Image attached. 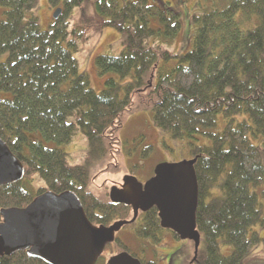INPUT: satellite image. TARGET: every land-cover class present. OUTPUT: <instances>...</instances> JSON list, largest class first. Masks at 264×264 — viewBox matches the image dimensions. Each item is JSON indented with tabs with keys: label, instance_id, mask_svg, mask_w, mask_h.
Segmentation results:
<instances>
[{
	"label": "trees",
	"instance_id": "obj_1",
	"mask_svg": "<svg viewBox=\"0 0 264 264\" xmlns=\"http://www.w3.org/2000/svg\"><path fill=\"white\" fill-rule=\"evenodd\" d=\"M38 1L0 0V93L10 94L0 97V138L25 168L22 181L0 188V211L71 191L95 226L131 220L132 207L91 191L92 170L112 158L127 115L151 112L154 125L186 140L196 158L200 264H244L253 246L264 247L253 231L264 227V164L250 138L264 139V0H201L192 48L180 53L168 47L180 15L162 0H97L91 17V0H48L62 12L47 31L33 13ZM105 29L123 35V50L96 58L100 73L118 75L97 92L74 52ZM77 133L88 143L84 164L71 163L63 148ZM36 175L45 184L38 190ZM128 226L141 239L160 241L164 232L156 207ZM108 252L131 254L119 237ZM0 264L46 263L19 251ZM97 264H107L104 255Z\"/></svg>",
	"mask_w": 264,
	"mask_h": 264
},
{
	"label": "water",
	"instance_id": "obj_2",
	"mask_svg": "<svg viewBox=\"0 0 264 264\" xmlns=\"http://www.w3.org/2000/svg\"><path fill=\"white\" fill-rule=\"evenodd\" d=\"M62 10L54 13L57 19ZM196 158L178 163H161L145 184L126 176L121 188L110 192V202L132 207L131 221L109 227L95 226L88 219L79 197L66 191L46 192L26 208L0 211V257L27 251L46 264H97L106 247L116 241L117 232L134 223L140 215L156 207L161 227L171 230L180 240L195 244L197 258L201 235L197 229L199 184ZM23 163L0 138V188L24 179ZM195 258V259H196ZM129 253L111 257L108 264H142Z\"/></svg>",
	"mask_w": 264,
	"mask_h": 264
},
{
	"label": "rangeland",
	"instance_id": "obj_3",
	"mask_svg": "<svg viewBox=\"0 0 264 264\" xmlns=\"http://www.w3.org/2000/svg\"><path fill=\"white\" fill-rule=\"evenodd\" d=\"M91 0L86 6L85 15L96 16L95 2ZM135 1L136 0H130ZM169 3L173 11L180 15L182 28L178 38L169 44V48L175 52H184L192 48L195 38V26L193 15L201 11L199 2L201 0H162ZM34 15L39 19L43 31L49 30L54 22L55 9L51 8L48 0H39ZM76 15L81 14L80 9L75 10ZM3 15H0V19ZM123 35L114 29H105L94 32L87 43L81 44L78 51L74 52L79 61L80 71L87 73L90 78L91 88L101 92L105 88V82L109 78H118L115 73L102 74L96 65L98 55L120 56L123 50ZM6 56L0 57V62ZM97 66V67H96ZM10 94L0 93V97L7 98ZM220 127L222 122L220 121ZM117 140L113 141L112 155L110 161L105 162L93 171V180L90 187L96 196L109 194L112 188H120L127 174H131L134 165L139 166L134 176L141 183L152 178V175L161 163H178L191 160L190 146L186 140H175L166 133L160 131L153 121L151 112H138L125 117L123 126L116 133ZM252 143L261 147L262 163L264 164V139L250 137ZM51 144L50 146H52ZM69 155L73 164H84L85 150L88 143L85 136L77 133L70 145L63 147ZM114 153V154H113ZM115 155V158L113 156ZM144 155H147V157ZM34 190L45 187L44 181L39 175L32 181ZM160 241L152 239H141L135 235L131 227L122 228L117 236L127 243L130 253L136 254L137 259L144 261H157L158 264H200L202 248L199 250L195 260V244L191 240L176 239L171 231L163 230ZM254 232L264 237V227L256 225ZM262 244L253 246L250 253L244 257V264H264V247ZM222 252L228 255L230 248L222 246ZM114 254L108 252L104 255L107 262Z\"/></svg>",
	"mask_w": 264,
	"mask_h": 264
},
{
	"label": "flooded vegetation",
	"instance_id": "obj_4",
	"mask_svg": "<svg viewBox=\"0 0 264 264\" xmlns=\"http://www.w3.org/2000/svg\"><path fill=\"white\" fill-rule=\"evenodd\" d=\"M114 154V153H113ZM113 158H115V155L113 156ZM127 176H131V177H135L134 175H133V173H129V174H127ZM154 176V173H153V175H152V177ZM148 181V180H147ZM147 181H145L144 183H142V184H145ZM122 184H123V182H122ZM122 187V185L120 186V188ZM109 195H110V193H109Z\"/></svg>",
	"mask_w": 264,
	"mask_h": 264
}]
</instances>
